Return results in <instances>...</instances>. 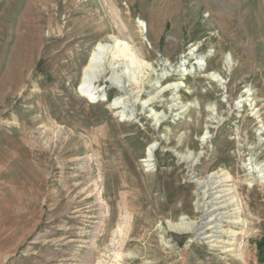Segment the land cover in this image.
I'll return each instance as SVG.
<instances>
[{
	"label": "rangeland",
	"instance_id": "rangeland-1",
	"mask_svg": "<svg viewBox=\"0 0 264 264\" xmlns=\"http://www.w3.org/2000/svg\"><path fill=\"white\" fill-rule=\"evenodd\" d=\"M263 163L264 0H0V264H264Z\"/></svg>",
	"mask_w": 264,
	"mask_h": 264
},
{
	"label": "bare ground",
	"instance_id": "bare-ground-1",
	"mask_svg": "<svg viewBox=\"0 0 264 264\" xmlns=\"http://www.w3.org/2000/svg\"><path fill=\"white\" fill-rule=\"evenodd\" d=\"M106 49H107L106 45L97 44L94 47V49L92 50V52L88 58V62L86 63V65L83 68L82 73H81L82 75H81V81L79 84V93L87 96L89 101H91L92 98L96 97V93L93 90H91V84L95 81V78H97V76L105 70V63L101 62V59L104 56V54H106L105 53ZM115 50H116V52L113 54L112 61H114V59L123 57L125 59L126 63H129L130 65L136 64L134 55L131 54L130 50L128 49V47L126 45H123V44L118 42L117 44H115ZM198 64H200V63H198ZM226 66L229 67L230 63L229 62L226 63ZM204 70H206V69H204ZM228 70H230V69H228ZM210 76L216 77V75H214V74H210ZM120 89L123 90L121 87H120ZM151 150H152L151 147L148 148L147 154H146L147 157L150 156V153L152 152ZM253 172H255V171H253ZM259 172L262 173V177L264 178V163L260 166ZM252 181L256 182L257 180L254 178V179H252ZM225 182H227L225 179L219 178V180L214 183L215 187L210 188L208 190V193L213 194V195L224 194L225 191L220 190V187H222L223 183H225ZM232 182H233V191L232 192L236 193V191L239 189V185L241 182L239 184L237 181H232ZM263 187H264V184H263ZM234 196H235L234 202L239 204V202H240L239 198L236 195H234ZM223 197H224V195L223 196H216L215 199L219 200V199H222ZM229 206H232V205L230 204V205H226L225 207H219L217 210H223L225 208H228Z\"/></svg>",
	"mask_w": 264,
	"mask_h": 264
}]
</instances>
